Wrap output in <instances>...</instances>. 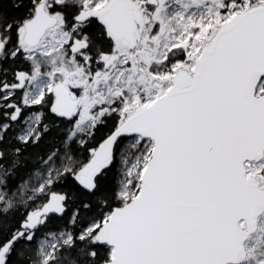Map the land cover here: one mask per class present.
<instances>
[{"label":"snow or ice","instance_id":"snow-or-ice-1","mask_svg":"<svg viewBox=\"0 0 264 264\" xmlns=\"http://www.w3.org/2000/svg\"><path fill=\"white\" fill-rule=\"evenodd\" d=\"M0 264H264V0H0Z\"/></svg>","mask_w":264,"mask_h":264}]
</instances>
